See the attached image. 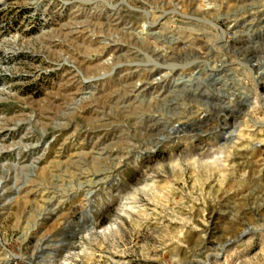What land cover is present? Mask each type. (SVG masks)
I'll use <instances>...</instances> for the list:
<instances>
[{
    "label": "rangeland",
    "instance_id": "374dc122",
    "mask_svg": "<svg viewBox=\"0 0 264 264\" xmlns=\"http://www.w3.org/2000/svg\"><path fill=\"white\" fill-rule=\"evenodd\" d=\"M0 264H264V0H0Z\"/></svg>",
    "mask_w": 264,
    "mask_h": 264
},
{
    "label": "bare ground",
    "instance_id": "6f19581e",
    "mask_svg": "<svg viewBox=\"0 0 264 264\" xmlns=\"http://www.w3.org/2000/svg\"><path fill=\"white\" fill-rule=\"evenodd\" d=\"M251 113H253V112H251ZM249 114V113H248ZM237 150V149H236ZM238 150H239V148H238ZM231 154V153H230ZM234 154H236V153H234Z\"/></svg>",
    "mask_w": 264,
    "mask_h": 264
}]
</instances>
